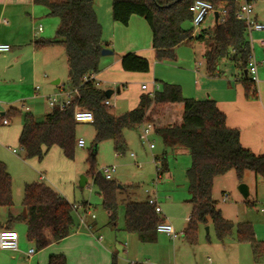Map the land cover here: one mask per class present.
Listing matches in <instances>:
<instances>
[{
    "label": "trees",
    "instance_id": "trees-1",
    "mask_svg": "<svg viewBox=\"0 0 264 264\" xmlns=\"http://www.w3.org/2000/svg\"><path fill=\"white\" fill-rule=\"evenodd\" d=\"M49 15L59 20L56 35L34 41L35 49L54 45L64 47L69 71L67 86L78 87L80 107L94 112L96 130L95 142L112 140L117 154H124L127 143L126 128H137L147 123L154 125L166 145L182 146L189 150L191 165L187 170L192 213L185 230L187 240L197 243L199 223L216 228L220 240L233 233L235 224L226 219L213 198L215 178L234 169L242 180L247 171H253L264 179V155H257L241 144L240 130L227 125V117L214 99L186 97L181 85L164 84L163 89L153 95L143 93L136 108L116 115L106 104L110 98L99 88L94 79L84 80L86 74H97L103 57L102 50L108 48L103 42V27L97 18L94 0H42ZM195 0H112V16L115 22L128 25L136 15L145 19L152 33V47L157 61H176L177 48L186 41L206 42L205 53L208 73H217L219 60L228 57L244 74L248 70L251 44L245 24L236 17L239 2L236 0H207L217 8L227 10L224 23L198 35H193V14L190 6ZM121 66L126 72L147 73L151 65L147 58L135 52L121 56ZM240 81L248 98H257V84L250 75H243ZM74 104L61 110L55 107L44 121H38L31 113H26L19 143L26 158L42 160L54 146L59 147L68 159H74L77 145V124L73 117ZM20 112L10 109L0 119H12ZM94 148L89 161L94 184L98 185L103 207L109 213V223L116 225L119 205L118 191L121 186L113 180H106L94 167ZM157 169L166 167L165 157H156ZM122 189H125L122 187ZM14 206L12 177L5 163L0 161V208L8 212L10 229L17 221L27 226V238L42 251L53 243L69 237L76 226V215L72 204L52 186L37 181L26 183L23 211L11 213ZM165 218L158 214L155 206L147 200L130 201L126 204V226L128 233L136 235L140 241L155 242L158 238L157 226ZM0 223V227H1ZM237 239L252 243L255 253L264 250V243L255 238L250 223H239ZM48 264H68L65 254H54ZM112 264H117L114 256ZM136 264H151L137 262Z\"/></svg>",
    "mask_w": 264,
    "mask_h": 264
},
{
    "label": "rangeland",
    "instance_id": "rangeland-1",
    "mask_svg": "<svg viewBox=\"0 0 264 264\" xmlns=\"http://www.w3.org/2000/svg\"><path fill=\"white\" fill-rule=\"evenodd\" d=\"M95 1L105 8L110 0ZM252 3L254 4V16L258 21L264 22V0H252ZM44 6L43 1L37 6L40 11L35 16L34 22H31L30 19H25L27 20L25 23L18 20V26L22 24L24 28L21 37L29 46H31L32 41L56 35L59 20L50 16L48 9L44 10ZM104 8L100 16V22L103 26V42L105 46H110L109 48L113 50V54L102 57L97 80L99 88L105 91L115 90L108 101L112 112L116 115L124 114L137 107L138 98L142 95L140 94L142 84L151 86L152 82H156L159 90H161L164 84L174 83L182 86L184 95L185 91L196 93L194 92L197 87L196 76L193 73V70L196 69L199 74L197 79L199 85H201L200 88H203L204 76L214 79V82H211V90L205 87L201 89L204 91L205 96L203 93L200 95H203V98H208L209 96L212 97L210 91L219 88L221 78L235 80L236 77H239L240 80L244 75L243 71L228 57L218 62V69L221 72H218V75L221 76L216 77L217 73L214 75L209 74L205 57L206 52H201L204 45L201 40L193 41L194 48L192 46H182L181 52L186 58L191 55L194 56L193 49H195V59L192 66L188 65L187 59L157 61L154 57H147L151 65L149 72L124 73L119 71L120 63L118 65V60L123 55L119 45L124 42L125 38L124 35L119 33L114 38L113 27L104 17L106 15ZM30 9V5L24 6L27 13L31 12ZM25 17H27L26 14ZM137 18L142 20V25L134 26L132 33L139 40H142L145 35L149 39L151 28L148 22L140 16H137ZM39 25L43 26L41 32L36 31ZM188 26L192 27L193 30L195 29L194 35L196 36L202 28L214 29L216 23L214 16L210 14L199 28H195L192 23H189ZM126 27L127 25H124L123 28ZM261 38H264V31H255L252 34L254 54L258 61L264 59V48L259 43ZM19 45V43L14 42V50H18ZM206 45L208 44L206 43ZM39 51H42V49H37V52ZM46 52L45 60L39 58L38 64L50 70L51 75L39 82L42 88V96L27 101V105L32 108V115L38 121H44L46 113L53 109L46 98L47 95L57 91L58 85H54L52 82L60 79L61 83H66L69 79L64 47L54 45ZM31 55V52L28 51L27 53L26 49V67L31 61ZM2 57L3 54H0V83L2 84L0 98L14 99L19 91H27L31 86H29V82H25L26 85L24 86L23 83L18 81L17 76H4L1 71L2 62L4 61ZM188 69L192 73H189ZM5 78L12 81L7 86L3 82ZM240 83L244 88L245 97L249 99L246 96L245 87L241 81ZM118 87L121 88L120 93L116 92ZM259 90L264 91V65L261 68L259 83H257V98L259 97ZM196 95L199 94L188 97H198ZM22 112L27 113L26 111ZM20 125V120H14L11 121L10 125L0 126V161L6 164L12 177L14 206L11 211L13 214L23 211L25 185L34 181L52 186L59 193L67 196L71 202L74 200L79 203L89 201L92 204L91 214L88 216L96 215V219L92 221L96 223L98 230L93 231L96 236H103V243L99 244L94 238L90 237L89 230L83 227L84 225H81L77 218L74 228L77 235L70 240L67 247L71 264H111L112 255H116L117 264H129L130 261L151 264H264V250L255 253L252 243L239 241L236 234L239 223H250L253 226L256 240L264 243V211H261L264 208V179L257 176L253 171H247L244 178L240 180L236 170L232 169L226 174L218 176L214 181V201L217 202L223 216L235 224L233 233L224 240H220L215 225L211 221L207 225L199 223L197 243L192 244L185 235V230L189 224L188 218L192 213L190 199L193 194L189 191L186 176L191 165V156L183 153L184 151H181L182 149L178 146L166 145L155 130H151L148 138H144V126L134 129L126 128L124 137L127 149L124 154L118 155L112 140L95 142L96 130L93 123H79L76 129L77 139L83 138L86 144L84 147L76 145L74 159H68L59 147L54 146L46 158L39 161L37 158H26V153L21 148L17 136ZM151 143L155 144L154 149H151ZM96 146L97 152L94 156L96 171L106 165H116L117 170L114 173L113 181L125 188L122 189L121 195L118 193L119 205L115 226L109 223V213L102 205L100 189L98 185L94 184L93 176L88 173L91 169L89 158ZM13 149H17L19 153H14ZM132 153L134 156H132ZM156 157H165L167 164L166 167L162 168L163 178L157 185L155 184L158 176ZM41 172L45 175L44 179L40 177ZM82 175L87 177V184L84 188L79 186ZM243 183L249 187L247 198L239 189V186ZM147 189L151 192L156 191L155 196L163 210L161 215L173 225L179 236L176 240L170 239L167 235L158 234L155 242H144L139 241L126 231V204L130 201L146 200L148 196ZM2 209L6 211L4 208ZM13 226L18 232L22 243L26 245V250H20L16 254L17 259L14 261L9 255L6 256L5 261L7 263L0 260V264H45L51 250L59 246V244H56L42 251L36 250L35 255L27 259L23 253L29 248L36 249L35 244L28 240L27 226L24 222H14ZM79 237L81 239L85 238L83 243L77 241Z\"/></svg>",
    "mask_w": 264,
    "mask_h": 264
},
{
    "label": "crops",
    "instance_id": "crops-1",
    "mask_svg": "<svg viewBox=\"0 0 264 264\" xmlns=\"http://www.w3.org/2000/svg\"><path fill=\"white\" fill-rule=\"evenodd\" d=\"M41 2H42V0H0V43H8L12 46V49L10 51L0 52V54H3L2 59H4V61L2 62L1 71L4 74V76H7V75L17 76L18 81L23 83L24 86L26 85L25 82H29V86H31V88H29V90L32 91V92H30L29 90L19 91L16 98H14V99H7V98H3V97L0 98V115H2L1 114L2 112H4V114H6L10 109H14V110L20 112V114L15 116L14 118L8 119V121H9L8 124H4L3 120L0 119V126L10 125L11 121H14V120L15 121L16 120L21 121V125L18 129V132H17L18 141H19L20 133L22 131L23 119H24V115H25V113H23L22 111H26L27 113H31L32 108L29 105H27V101L42 96L41 95L42 88H41L40 93H39L40 95L38 97H35V87L39 85V82L41 80L46 79L47 77H49L51 75L50 70H48L46 67H42L43 65L40 66L38 64L39 58L42 60H45L46 55H47L46 51H48V49L50 47L44 48V49H42V51L37 52V49H35L33 41L31 42V46H29L26 43V41L23 39V37H21V33H23V31H24L22 24L20 26H18V23H19L18 20H20V21L22 20L21 22L25 23L27 21L25 19H30L31 22H34V20L36 19L35 16L37 15L38 11H40L37 8V6ZM25 5L31 6V9H30L31 12L30 13H27L26 10H24ZM94 6H95L97 18L100 22L101 12H102V9L104 8V6H102L100 3H97L95 0H94ZM45 9H48V8L46 6H44V10ZM104 10H105L106 15L105 16L103 15V16L105 18H107V21L113 27L114 38H116L118 33L121 35H124V38H125L124 42H122L119 45L120 46L119 49L121 50V52H123V54L128 53V52H135L138 55L143 56L145 58L154 57L156 59L155 50L152 47V33L150 34L149 39L145 35V37L142 40H139L138 38H136L134 36V34L132 33V28L134 26H137V25H142V20H139V18H137V16L134 15L131 17V20H130L129 24L127 25V27L123 28L124 25L120 24L118 22H115L113 20V16H111V13H112V1L111 0L109 2H107V7H105ZM25 14L27 17H25ZM213 16H214V21L217 24V20L215 18V15H213ZM207 30H211V28H209V29L202 28L199 31V34L202 32H205ZM36 31H37V29H36ZM14 42H17V44L18 43L20 44L18 50H14V46H13ZM183 45H186L187 47L192 46V48H194L195 44L193 41H186V42L180 44L177 48V55H178L177 59H179L180 61L187 59L188 65L192 66V64L194 63V59H195V49H193L194 50V56L191 55V56H188L186 58V56L183 55V53L181 52ZM109 47L110 46L108 45V48ZM206 48H207V45L204 42V45H203L201 52L205 53L207 50ZM26 49H27V53L29 51L32 54L31 55V61H29L30 65L28 64V67H26V65H27V60L25 58ZM188 49H190V48H188ZM39 53H41V54H39ZM195 62H196V60H195ZM119 63H120L119 71L126 73V71H124L122 69V66H121V57L118 60V65H119ZM263 65L264 64L259 66V71H258V78L259 79H260L261 68L263 67ZM188 72L192 73V71H190L189 69H188ZM218 72H220L219 69L217 70L216 77L221 76V75H218ZM127 73H129V72H127ZM193 73H195V76H196L195 82L197 84V87L195 88V91H194L196 93H190V91H185V96L188 97V96H192L193 94H199V95H196L198 97H190V98H196V99L203 98V95H200V94L203 93L205 96V93L201 89H203L205 87L206 89L211 90V85H212L211 82H214V79H210V78H208V76H204L203 77V84H202L203 88H200L201 85H199V81L197 79L199 77L198 71H196V69H194ZM221 79L222 80H220L221 82L219 83V88L213 89L214 91L213 90L210 91L212 94V97H210V96L209 97L214 99L217 103L218 108L226 114L227 125L232 127V128H237L240 130L241 144L245 148L252 150L257 155H259V154L264 155V91L259 90V97L258 98L247 99L245 97V91H244V88L241 86L239 77H236L235 80H230L228 78L227 79L221 78ZM3 82H4V85L7 86L12 81H8L5 78ZM52 84L58 85L57 91L55 93H57L63 86L68 87L67 82L61 83L60 79L54 80L52 82ZM1 85L2 84L0 83V87H1ZM152 86H153V82H152L151 86L148 85L147 90H144V89H142V85H141V93L140 94L150 92ZM118 88H120V87H118ZM116 92H117V90H116ZM120 92H121V90L117 93H120ZM55 93H53V94H55ZM114 93H115V90H114ZM140 96L138 98V104L140 101ZM203 99H207V97H204ZM203 99H200V100H203ZM47 114L48 113H46V115ZM46 115H45V118H46ZM130 129H134V128H130ZM173 147H177V146H173ZM178 147L180 149H182L181 151H184L183 153L190 155L189 150H187L186 148H184L182 146H178ZM50 150L47 152V154L45 155V157L42 160H44L46 158V156L48 155ZM18 153H19V151H18ZM42 160H39V161H42ZM40 177L42 179H44L45 178L44 173L41 172ZM120 186H121V189L118 192L119 195H121V192H123L122 187H124L123 185H120ZM80 188H84V187L80 186ZM154 192H156V191H154ZM64 197L68 200L67 196H64ZM68 201L71 204L72 203H79L75 200L73 202H71L70 200H68ZM79 204H82V205L84 204L85 209L89 210V213L85 216L86 217L85 218L86 224L88 225V227H86V226H83V227H85L89 230V236L90 237L94 238L95 241H97L99 244H102L103 243V236L102 235L96 236L94 231H93L95 229L98 230L96 223L94 221H92V220L96 219V215H95V217L92 216L93 214L91 215V217L88 216L89 214H91L90 210H91L92 204L89 201H84V202L79 203ZM11 213H13V212L11 211ZM80 213L83 214L84 210L81 209ZM14 214H19V213H14ZM188 220H189V218H188ZM0 223L2 225L0 227V230L7 228V226H8V212L4 211L2 208H0ZM12 228L14 229V226ZM158 234L166 235L164 233H158ZM75 235H77V232L74 231L69 237L63 239L62 241L51 244V245L59 244V246H57V248H54L51 250L49 257L51 255H54V254H56V255L57 254H65L67 257V260H68V264H71L69 262V251H68L67 247L69 246L70 240L73 237H75ZM132 235L136 239H138L136 237V235H134V234H132ZM178 237L179 236L177 234L176 238L173 239L170 237V239L176 240ZM84 239L85 238L81 239L79 237V238H77V241L79 243H83ZM126 245H127V243L125 244V246ZM49 247H47V248H49ZM19 248H20V250H26V245L24 243H22L20 238H19ZM18 252L12 251V250L0 249V260L7 263V261H5V257L9 255V257L12 259V261H14L17 259L16 254ZM6 253H10V254H6ZM23 254L25 256V253H23ZM114 256L116 257V255H112L111 264H112ZM48 262H49V258L45 264H48ZM134 262H138V261H130L129 264H132Z\"/></svg>",
    "mask_w": 264,
    "mask_h": 264
},
{
    "label": "built area",
    "instance_id": "built-area-1",
    "mask_svg": "<svg viewBox=\"0 0 264 264\" xmlns=\"http://www.w3.org/2000/svg\"><path fill=\"white\" fill-rule=\"evenodd\" d=\"M239 2V8L236 13V17L242 21L248 32V38L252 47L250 58H249V65H248V74L250 75L251 79L257 84L259 82L258 78V71L259 66L264 64V59L258 61L254 54L253 48V41H252V34L255 31L261 32L264 31V22L258 21V19L254 16V4L252 0H236ZM190 11L193 14L192 24L195 28H199L208 18V16L215 15V12H218L217 23H224L227 19V10L225 8H217L213 3L207 0H195L191 6ZM43 30V26L39 25L37 28V32H41ZM195 34V29L193 30V35ZM259 43L262 47H264V38L259 39ZM12 49V46L8 43H0V52H8ZM97 74H86L84 76V80L94 79L96 81L97 86L99 87V82L97 80ZM148 85L142 84V89L147 90ZM41 87L38 85L35 87V97H38L40 94ZM159 90V86L156 82H153V86L150 90V94L153 95L155 91ZM80 97V90L78 87H65L63 86L57 93L50 94L46 96L49 105L52 108L58 107L61 110L68 108L70 105L74 104V111L73 117L76 123H94L95 116L94 112L89 109H83L80 107L79 103H77L78 98ZM106 104L111 106L109 101H106ZM8 119L4 118L3 123L8 124ZM144 126V138H148V135L151 130H154V125L152 123H147ZM86 144L83 138L77 140V145L79 147H84ZM151 149L155 148V144H150ZM22 148V147H21ZM23 149V148H22ZM14 153H18L17 149H13ZM132 156L134 154L132 153ZM117 170L116 165H106L103 166L98 170L106 180H113L114 173ZM163 178V173L158 170V176L155 180V184L159 183ZM147 193V202L150 205L155 206V210L158 214H162L163 210L162 207L155 196V192H151L148 189L146 190ZM72 209L75 212L76 217L78 218L81 225L88 227L86 224L85 216L89 213V210L85 209V206L79 203H72ZM83 209L84 213H80V210ZM264 211V208L261 210ZM95 217V215H92ZM90 228V227H89ZM158 233H164L171 238H176L177 233L172 224L164 220L157 226ZM0 249L4 250H12V251H20L19 248V234L13 228H4L0 230ZM36 253L35 248H29L25 252V257L27 259L32 258ZM134 262L132 264H136Z\"/></svg>",
    "mask_w": 264,
    "mask_h": 264
},
{
    "label": "water",
    "instance_id": "water-1",
    "mask_svg": "<svg viewBox=\"0 0 264 264\" xmlns=\"http://www.w3.org/2000/svg\"><path fill=\"white\" fill-rule=\"evenodd\" d=\"M215 18H216V20L218 18V12L217 11L215 12ZM112 54H113V50H111L110 48H104L102 50V55L103 56L112 55ZM244 73H245V75H248V70H245ZM120 90L121 89L118 88L117 89V92H119ZM105 93H106V95H107L108 98H111L112 94L114 93V90H112V89L106 90ZM1 114L3 115L4 112H2ZM86 183H87V177L85 175H82L81 181H80V184L79 185L81 187H85ZM239 189H240L241 193L244 195V197L247 198L249 196V187L246 184H244V183L241 184L239 186Z\"/></svg>",
    "mask_w": 264,
    "mask_h": 264
}]
</instances>
